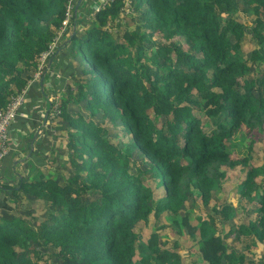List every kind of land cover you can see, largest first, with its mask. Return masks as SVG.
<instances>
[{
    "label": "trees",
    "instance_id": "1",
    "mask_svg": "<svg viewBox=\"0 0 264 264\" xmlns=\"http://www.w3.org/2000/svg\"><path fill=\"white\" fill-rule=\"evenodd\" d=\"M68 3L0 0V111L28 86L21 111L31 85L42 83L35 79L40 56L64 27ZM130 5L140 11L133 18L139 35L117 38L106 29L130 16L125 0L93 17L87 6L92 25L75 28L65 52L62 38L49 57L64 52L61 73L76 74L77 85L61 94L59 106L48 102L44 139H35L25 163L40 173L56 162L52 139H63L72 173L65 181L15 173L17 185L0 187L12 192L13 210L34 198L43 213L34 225L37 214L0 212V264H181L160 233L167 227H158L167 219L200 264H264V146L255 152L252 139L234 192L216 201L218 181L241 161L233 151L237 137L264 135V0ZM70 59L78 67L71 61L67 70ZM13 175L3 171L0 183ZM199 200L211 214L197 213ZM215 215L256 219L227 223L224 232ZM229 239L245 242L244 250ZM174 246L180 248L178 239Z\"/></svg>",
    "mask_w": 264,
    "mask_h": 264
},
{
    "label": "rangeland",
    "instance_id": "2",
    "mask_svg": "<svg viewBox=\"0 0 264 264\" xmlns=\"http://www.w3.org/2000/svg\"><path fill=\"white\" fill-rule=\"evenodd\" d=\"M79 2V1H78ZM77 2V3H78ZM131 4V0H127L125 1V9H127V11L124 12V8H122V11L124 12L125 16H128V14L130 16L127 17V19L125 20H118L116 24H114L113 22H109V24L106 26V29L113 34V36L120 38L122 35H124L125 33L129 34V35H133L134 32L136 33V35H139V33H137V27H136V21L135 19H138L140 17V11L138 12L137 10H134L132 8ZM76 5V4H75ZM74 5V6H75ZM89 8H91L89 6ZM79 12H78V18H80V20L76 23V26L74 28H69L68 32L63 36V39L65 37V41L67 39H69L74 33V29L76 28V30L79 31V33H82L84 31L85 28H89V26L92 25V21L94 20L93 18L88 19L86 12L87 9L86 8H82L81 6L79 7ZM242 18L246 19V15H241ZM133 19V20H132ZM73 23V22H72ZM75 23V22H74ZM98 23V22H97ZM72 26V25H71ZM80 27V28H79ZM68 34V35H67ZM71 35V36H70ZM160 35H158V33H154L153 34V40H159ZM55 41H59L57 42V46H59V44L62 42L61 41V37L58 34V36L54 39ZM64 41V40H63ZM63 43V42H62ZM64 46V44L62 45V47ZM61 49V48H59ZM58 51V50H57ZM56 49L54 50L53 54L57 53ZM245 51L246 53L248 52V47H245ZM52 54V55H53ZM52 59H49L46 61L45 63V67L41 73V76L39 78L43 79V74H45V76L50 73L51 71H53V69H57L58 66L53 67V69H51L50 71V63L52 62ZM75 62L73 59H70L67 62H64L65 65H63L64 68H67V70H69V62ZM75 67H78V62H75ZM59 68H62L59 67ZM59 70V69H58ZM56 72V74H52V76L50 78H52L51 81V86H49L48 88L51 87V89L53 90H48L49 94L51 95V100L53 99V101H56L57 106H59V103L62 99V95H65V93H68V90H72L74 89V87L77 85L76 80V74L73 75L72 72L66 74L64 77H62V74L60 71ZM52 73V72H51ZM63 87V88H62ZM59 113V112H58ZM51 118L52 116H49V125L51 124ZM46 119V118H44ZM57 121H59L60 123L59 125L63 124V121L61 119H57ZM39 131H38V136L37 138H42L44 139V134H45V130H42V127L45 128V121L42 120V122H39ZM48 125V127H49ZM52 134H56L55 131H53ZM61 137V136H59ZM253 137V138H252ZM237 142L236 145L233 148V151L238 155L240 161L239 167L236 169V171H229L225 180H219V184L221 185L222 188V192L218 191V193H220V195H218L216 197V201L217 203L219 202V200H222L223 198H229L232 193L234 192L236 186L239 183L240 177L242 175L243 172V157L246 155L249 145L252 141V139L256 142V145L254 146V151L258 152L260 149V146H264V135H262L261 133H259L257 130L253 132L252 136L249 137H237ZM53 146L55 149V157H56V162L54 164H48L46 165V163L44 164V166H42L40 168V173H35L32 169H33V165H27V166H23L21 168H19L21 170L20 174L21 176H23L24 178L29 177V179H36L41 180L43 179H48V178H56L58 177V179L60 181H65L68 177H71V173L72 170H70L71 168L69 167V162L67 160V153H66V149L63 145V139L61 140V142L59 143V145H57V141L53 138ZM61 145V146H60ZM60 146V147H59ZM133 168H132V172H133ZM18 178V175L16 176V178L14 177L12 180H1L2 182L0 183V187L1 188H7L10 187V183H12L11 185H17V183H14V181H16ZM150 181V179H149ZM154 184V182H153ZM3 190H0V212L3 213L6 216H11L13 214L16 213V215H18L19 217H27L29 218V213H33V214H37L38 216H36L35 220L31 219L32 223L34 225H38L39 224V217L43 216L42 213V208H39V202H36L33 199H29L30 201L26 202V204L22 207L17 206L14 210L12 209V203H13V195L11 191H7L5 192V194H3ZM163 196V190L161 189V197ZM226 196V197H225ZM6 197V198H5ZM216 202L213 201L212 205H215ZM197 213H204V212H208L211 214L210 212V208H204L199 200L198 203V208L196 209ZM40 215V216H39ZM2 216V215H1ZM214 217V215H213ZM30 219V218H29ZM256 219V216L252 215V216H248V218H245V216L243 215H239L237 217L234 218V220L228 221V220H224L221 219V217L216 216L215 215V220L217 223V226L219 227V230L227 232L229 230V225L234 223L235 224H243L245 222V224H249L250 222L254 221ZM228 223V224H227ZM158 227L160 229L167 227L163 230L160 231V233L162 234L163 239H169L171 242L169 243V249H173L175 250L181 257H182V262L181 264H200L198 262V258L195 255V253L191 252L190 250V246L189 243L187 241V238L184 237H180V235H178V228L172 224L170 222V220H166L162 223H159ZM178 239V242L180 244V248L175 247L174 246V241ZM229 243L230 246H232L234 249L238 250V251H243L244 247H245V242L241 243L237 240H231L229 239V241L227 242ZM57 264H60L59 262H56Z\"/></svg>",
    "mask_w": 264,
    "mask_h": 264
},
{
    "label": "crops",
    "instance_id": "3",
    "mask_svg": "<svg viewBox=\"0 0 264 264\" xmlns=\"http://www.w3.org/2000/svg\"><path fill=\"white\" fill-rule=\"evenodd\" d=\"M94 1L95 0H82L81 1V7L82 8H85L87 6L91 7L93 5ZM79 20H80V18L76 19L75 25H73V28L76 26V23ZM63 40L65 41V37ZM70 40L71 39L69 38L65 42H63L64 46H63V48L59 49V51L61 50V51L65 52V50L67 48L65 43L69 44ZM64 52H62L57 57L53 58L52 62L50 63V66H51L50 71L55 66H58L57 69L56 70L53 69V71H51L52 73L51 72L48 73L43 78L44 80L42 81V83H40V84L37 83L36 85H31L32 87L33 86H36V87H33V89L31 90L26 105L22 108L21 111H19L17 118L13 122V125H12L11 130H10V138H9L10 143L12 144L13 151L6 158V160L4 162V167H3L4 176L12 175L13 172H14V175H15V173H18L19 175H21L20 174L21 170L19 168H21L23 166L24 167L27 166L25 161L30 158L29 156L31 154L32 146L35 142V139H38L37 136H38V131H39L40 127H36V125L38 126L39 122H42V120L45 121V119H42V118H46L47 112L49 111L48 110V104H49L48 102L51 101V97H50L51 95L48 93L49 92L48 90H50L51 87L50 88H48V87L51 86L50 80L53 78V77L52 78H50V77L52 76V74H54V73L56 74L58 69H59L58 71L62 72L59 68L60 64H61L60 63V61H61L60 57L62 56V54ZM62 77H64L63 74H62ZM33 84H35V83H33ZM33 90H34V92H32ZM51 90H53V89H51ZM23 140H24L25 144L27 145V148H25V150H28V148L30 146V151L28 154H27V152L25 153V150L21 149ZM15 176H17V175H15Z\"/></svg>",
    "mask_w": 264,
    "mask_h": 264
},
{
    "label": "built area",
    "instance_id": "4",
    "mask_svg": "<svg viewBox=\"0 0 264 264\" xmlns=\"http://www.w3.org/2000/svg\"><path fill=\"white\" fill-rule=\"evenodd\" d=\"M78 1L79 0H69V3L67 5V17L64 21V27L58 33L61 37V40L63 38V35L67 32L69 28L70 20L72 18V12L73 11L75 12L77 7L79 6L80 2L77 3ZM95 1H94L95 3L93 2V5L90 8L92 12L89 17H93L98 11L111 6L117 0H95ZM57 42L59 41H55L46 52H43L41 54L40 60H39L40 61V65H39L40 72H38L35 75L36 80H39L41 73L45 67L46 61L49 60V57L51 56V54H53L54 50L57 48ZM27 93H28V86L22 91V93L11 98L8 106L6 107L4 111H0V175L3 172L4 162L6 158L13 151L12 144L10 143V139H9L10 130H11L14 120L18 116L19 109L25 103Z\"/></svg>",
    "mask_w": 264,
    "mask_h": 264
},
{
    "label": "water",
    "instance_id": "5",
    "mask_svg": "<svg viewBox=\"0 0 264 264\" xmlns=\"http://www.w3.org/2000/svg\"><path fill=\"white\" fill-rule=\"evenodd\" d=\"M77 9H78V7H77ZM77 9H76V10H77Z\"/></svg>",
    "mask_w": 264,
    "mask_h": 264
}]
</instances>
